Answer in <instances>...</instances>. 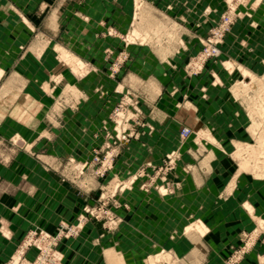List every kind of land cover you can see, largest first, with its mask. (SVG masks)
Wrapping results in <instances>:
<instances>
[{
    "label": "rangeland",
    "instance_id": "obj_1",
    "mask_svg": "<svg viewBox=\"0 0 264 264\" xmlns=\"http://www.w3.org/2000/svg\"><path fill=\"white\" fill-rule=\"evenodd\" d=\"M28 15L25 63L0 71V199L48 179L65 207L81 201L0 264H264L251 202L249 227L231 228L247 177L264 189V0H54ZM190 80L229 86L249 137L217 138L233 123L203 120Z\"/></svg>",
    "mask_w": 264,
    "mask_h": 264
},
{
    "label": "crops",
    "instance_id": "obj_2",
    "mask_svg": "<svg viewBox=\"0 0 264 264\" xmlns=\"http://www.w3.org/2000/svg\"><path fill=\"white\" fill-rule=\"evenodd\" d=\"M53 2L54 0H0V71L2 73H6L14 67L20 68L23 66L22 63H25L26 50L24 49L21 53L20 49L26 43H30L32 37L28 13L33 9H46ZM89 7L90 5H88ZM18 13H22L23 16L20 17L21 15ZM17 26L21 27V33H16ZM17 58L18 60H16ZM234 83L235 80L232 79L228 85H234ZM248 85H250V82ZM229 86L225 89L222 82L211 83L210 86L209 83L200 82L197 84L195 80H190L185 83V101L195 111L199 112L203 120L208 121L211 115L217 116V121L226 119L229 122L231 120L233 129L229 131L225 128L222 131H217V138L220 135H226L227 137L245 139L249 137L245 133V130L248 129L243 128L247 125V118L238 103L230 97ZM238 124H242V128L235 127ZM145 154L147 155V152ZM147 159H149V156ZM151 159H154V156H151ZM139 160L142 161V158L137 159V161ZM247 178L248 186L239 192L235 201L233 200L231 217L234 222H232L231 228L234 231L240 226L241 228L249 227L248 223H245V218L249 215L240 205L245 200L251 202L254 206L252 207L253 210L261 213L264 217V189L262 197L256 196V194H253V189H250V185H254V181H251L249 177ZM47 181L48 179L43 181L41 186H44V188L39 193L20 194L15 197H8L7 200L0 199V221L6 223L10 235V238L6 239L0 234V260L7 258L12 253L16 244L28 229L39 226L46 230H53L55 221L59 217L72 218L79 213L78 208L81 199L70 197L72 201L66 200L70 205L65 207L61 195V193L63 194V188L58 185L56 188L51 189L52 193L49 194ZM53 182H50V186L55 187ZM13 207L16 208L12 209ZM216 214L220 217L222 213L217 210Z\"/></svg>",
    "mask_w": 264,
    "mask_h": 264
},
{
    "label": "built area",
    "instance_id": "obj_3",
    "mask_svg": "<svg viewBox=\"0 0 264 264\" xmlns=\"http://www.w3.org/2000/svg\"><path fill=\"white\" fill-rule=\"evenodd\" d=\"M188 135H189V129H187V128H183V129L181 130V132H180V136H181V138H186V137H188Z\"/></svg>",
    "mask_w": 264,
    "mask_h": 264
},
{
    "label": "bare ground",
    "instance_id": "obj_4",
    "mask_svg": "<svg viewBox=\"0 0 264 264\" xmlns=\"http://www.w3.org/2000/svg\"><path fill=\"white\" fill-rule=\"evenodd\" d=\"M263 117V116H262ZM263 156V155H262Z\"/></svg>",
    "mask_w": 264,
    "mask_h": 264
}]
</instances>
